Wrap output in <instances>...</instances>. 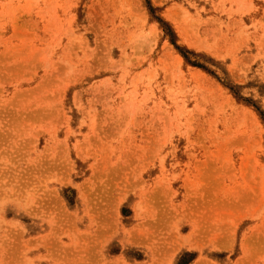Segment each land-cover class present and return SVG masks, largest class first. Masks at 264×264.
Masks as SVG:
<instances>
[{"label":"rangeland","instance_id":"374dc122","mask_svg":"<svg viewBox=\"0 0 264 264\" xmlns=\"http://www.w3.org/2000/svg\"><path fill=\"white\" fill-rule=\"evenodd\" d=\"M0 264H264V0H0Z\"/></svg>","mask_w":264,"mask_h":264}]
</instances>
